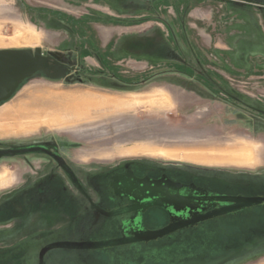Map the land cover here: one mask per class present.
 <instances>
[{
	"label": "rangeland",
	"instance_id": "1",
	"mask_svg": "<svg viewBox=\"0 0 264 264\" xmlns=\"http://www.w3.org/2000/svg\"><path fill=\"white\" fill-rule=\"evenodd\" d=\"M36 47L58 77L0 103V148L66 172L0 158V264H264V0H0V49ZM63 93L115 105L49 123L37 101Z\"/></svg>",
	"mask_w": 264,
	"mask_h": 264
},
{
	"label": "water",
	"instance_id": "2",
	"mask_svg": "<svg viewBox=\"0 0 264 264\" xmlns=\"http://www.w3.org/2000/svg\"><path fill=\"white\" fill-rule=\"evenodd\" d=\"M59 63L52 61L50 55L43 52L41 47L31 48H2L0 49V103L7 100L17 90L20 83L30 75L44 71L53 77L51 71H58ZM41 146L32 145L17 148H0V158L23 153L38 152ZM61 165L64 159L56 155Z\"/></svg>",
	"mask_w": 264,
	"mask_h": 264
},
{
	"label": "bare ground",
	"instance_id": "3",
	"mask_svg": "<svg viewBox=\"0 0 264 264\" xmlns=\"http://www.w3.org/2000/svg\"><path fill=\"white\" fill-rule=\"evenodd\" d=\"M51 99H63L66 102L68 101L69 103L68 106H66V110L60 109L59 105L61 106V104L47 103L48 100ZM45 100L47 101L46 103ZM45 100H43L42 103L37 101L38 105L36 108L39 110L38 112L40 114H45L50 121L49 123L52 124H63L67 121L69 122V125H73L85 119H89L93 112L100 113L103 112V110L108 109L107 106L112 107L115 105V100L113 99L100 101L91 97L88 93H82L80 96L63 93L59 95H51Z\"/></svg>",
	"mask_w": 264,
	"mask_h": 264
},
{
	"label": "flooded vegetation",
	"instance_id": "4",
	"mask_svg": "<svg viewBox=\"0 0 264 264\" xmlns=\"http://www.w3.org/2000/svg\"><path fill=\"white\" fill-rule=\"evenodd\" d=\"M53 61V60H52ZM71 70H73V71H78L77 70V68L76 67H71ZM38 146H41L43 149H41V150H39L38 152H42V153H44V154H47V155H49V156H51V158L55 161V162H57L58 164H59V166L64 170V166L63 165H61L60 163H59V161L57 160V158H56V155H59V156H61L60 155V153H59V150L57 149V148H50V147H48V146H45V145H38ZM62 157V156H61ZM64 162H65V160H64ZM65 164H67L66 162H65ZM198 168H200L199 166H190V165H188V166H185V169H183V170H185V171H188V173L187 174H193V176L195 177V178H197V177H201V178H206V179H208L209 180V176H205V175H200V173H197V169ZM203 168V167H202ZM193 169V170H192ZM189 170H191V171H189ZM65 171V170H64ZM130 171V170H129ZM66 172V171H65ZM67 174V173H66ZM127 174H131V173H127ZM133 174V173H132ZM67 176H69L68 174H67ZM211 183H213V182H211ZM228 194H225V196H224V198H225V200H226V202H227V199L230 197V196H227ZM222 210H223V213H228L227 214V218H229L230 217V215H235L234 213L236 212V211H233V207H228V206H222V207H220ZM237 213V212H236ZM227 224V223H226ZM228 224H230V223H228ZM174 225H176L175 223H172L171 224V226L172 227H168V228H166L165 229V234L164 233H161V235L160 236H162L161 237V239L163 238V241L161 242V241H159L160 240V238H158L157 239V241H158V243H156V244H164V245H175V244H177V245H183V244H190V243H193L192 241H190V240H195L196 239V237L197 236H200V235H202V231L205 229L204 227H205V225H208V223H201V222H198V224H192L191 226H189V225H185V224H182V223H177V225L178 226H180V228H178V232H173V231H171L172 229H175L173 226ZM259 225H261V226H263L264 227V223H260ZM187 227H192V228H187ZM263 227H261L262 229H264ZM225 228V227H224ZM230 228V227H229ZM238 228H240V227H238ZM247 228H249V227H247ZM209 229H211V228H209ZM232 229V228H231ZM129 230V229H128ZM249 230V229H248ZM257 230H259V228L257 229ZM255 234L254 233H248L246 236H248V237H250L251 235H259L258 233H257V231L255 230ZM170 233V234H169ZM165 236V237H164ZM190 238V239H189Z\"/></svg>",
	"mask_w": 264,
	"mask_h": 264
},
{
	"label": "trees",
	"instance_id": "5",
	"mask_svg": "<svg viewBox=\"0 0 264 264\" xmlns=\"http://www.w3.org/2000/svg\"><path fill=\"white\" fill-rule=\"evenodd\" d=\"M232 229H235V228H232ZM237 229V228H236ZM192 258H188V260H191ZM152 260H155L157 261V264H175L177 262H180V260H177L176 258H163V259H160V260H156V257L155 258H150L149 259H146L145 261L146 262H151L152 263ZM183 261V260H182Z\"/></svg>",
	"mask_w": 264,
	"mask_h": 264
},
{
	"label": "crops",
	"instance_id": "6",
	"mask_svg": "<svg viewBox=\"0 0 264 264\" xmlns=\"http://www.w3.org/2000/svg\"><path fill=\"white\" fill-rule=\"evenodd\" d=\"M151 213V212H150ZM225 215H227L228 213H224ZM151 215H152V217L151 218H153V215H154V222H156V223H160V221L162 220V218L164 217V215L160 212V211H155V212H153V214L151 213ZM156 215V216H155ZM160 218V219H159ZM226 219H228L227 217H226ZM171 220H173V218L171 219ZM200 220V216L198 217V222H201V223H203V221H199ZM197 222V223H198Z\"/></svg>",
	"mask_w": 264,
	"mask_h": 264
}]
</instances>
